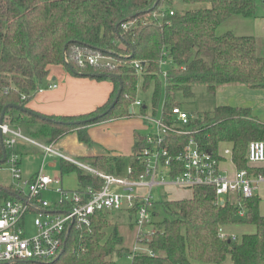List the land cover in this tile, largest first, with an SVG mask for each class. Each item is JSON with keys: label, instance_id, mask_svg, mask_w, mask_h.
Listing matches in <instances>:
<instances>
[{"label": "trees", "instance_id": "16d2710c", "mask_svg": "<svg viewBox=\"0 0 264 264\" xmlns=\"http://www.w3.org/2000/svg\"><path fill=\"white\" fill-rule=\"evenodd\" d=\"M257 7L258 0H0V118L7 108L4 121L36 142L57 144L76 133L80 142L91 147V125L135 116L130 109L137 102L140 77L144 90L153 88L154 117L164 94L160 117L169 125H175L172 110L182 107L178 97L189 100L195 86L206 87L210 94L229 85L262 89L264 56L258 54L255 38L218 33L233 16L255 17ZM88 56L122 57L119 59L124 64L82 62ZM165 62L171 68L164 76L161 67ZM59 66L76 77L112 82L109 100L78 116H43L30 110L28 102L45 86L51 69ZM110 75H118L122 84ZM120 89L119 101L104 115ZM146 114L147 107L142 103L140 115ZM189 114L188 127L204 151L221 163L225 159L222 147L231 145L237 170H246L250 176L264 173L263 167L248 163L249 144L264 141V124L252 116L250 109L220 106L201 119L199 113ZM92 118L97 119L76 124ZM169 139L174 156L183 150L189 137ZM140 146L137 141L133 166L138 164ZM3 149L0 138V158ZM5 150L6 163L11 155L28 153L22 145H5ZM86 159L103 172L120 174L125 167L124 158L119 156ZM60 171L62 175L76 173L82 189L98 190L103 185L98 178L64 161ZM13 195L11 189L0 187V200L13 199ZM240 211L245 212L244 218H239ZM108 216L97 213L89 227H73L64 249L52 261L10 264H117L125 257L131 258V264H221L228 257L234 264H264V216L257 195H231L219 204L213 187L200 186L190 198L160 200L154 212L156 233L137 239L141 250L135 251L123 246L119 228L109 224ZM238 223L253 227L255 232L236 241L219 237L220 230Z\"/></svg>", "mask_w": 264, "mask_h": 264}, {"label": "built area", "instance_id": "2783aa9c", "mask_svg": "<svg viewBox=\"0 0 264 264\" xmlns=\"http://www.w3.org/2000/svg\"><path fill=\"white\" fill-rule=\"evenodd\" d=\"M124 29L128 26L125 25ZM102 59L104 57L88 56L85 60L90 65H96ZM135 66L139 64L135 63ZM54 88H57L56 84H48L40 87L38 93ZM134 106L141 107L142 103L137 101ZM137 116L151 130L138 140L141 151L137 166L129 165L124 174L99 171L91 164L67 156L57 149L56 144L33 141L7 122L0 124L7 147L17 143L33 144L43 151L45 159L57 157L103 183L98 190L88 187L70 191L59 186L55 189L58 198L49 201L44 194L50 191L53 184L59 185V179L42 172L32 180L25 179L19 167L20 158L12 156L9 165L15 183L14 198L0 200V264L52 261L64 249L71 229L89 227L91 217L97 213L110 216L124 213L128 225L136 229L137 239L143 240L156 233L154 212L156 203L163 200L157 195L160 190L167 200L166 191L168 194L169 188L194 191L200 186H210L216 191L217 203L222 204L231 195L255 196L264 183V173L250 176L246 170H237L233 177L225 174L220 162L193 138L188 127L191 115L187 111L181 108L172 110L175 125L167 124L162 117L140 113ZM171 136L189 137L183 150L174 156L170 149ZM224 153L232 155L231 150ZM248 163L251 166L264 164V141L249 144ZM238 215L244 218L245 212L240 211ZM29 217H32L34 230L31 235L27 234ZM219 237L222 240H237V236L228 235L223 229L219 231Z\"/></svg>", "mask_w": 264, "mask_h": 264}, {"label": "crops", "instance_id": "0c3cea01", "mask_svg": "<svg viewBox=\"0 0 264 264\" xmlns=\"http://www.w3.org/2000/svg\"><path fill=\"white\" fill-rule=\"evenodd\" d=\"M228 32H232L237 36L255 38L257 44V52L261 56H264V0H258L257 14L255 17L246 18L243 16H233L229 20H227L219 28L218 31L220 35H223ZM53 83L57 85V88L47 89L41 93H37L28 102L27 107L30 110L39 113L43 116L65 117V116L84 115L104 105L109 100L111 92L113 90V83L110 81H106V80L98 81L90 78L76 77L73 76L63 66L52 68L48 76V79L46 80L44 85L53 84ZM204 89L206 96H208L211 99V104L208 103L210 106L209 111H213L215 108L220 106L248 108L251 110L252 116L256 117L261 123L264 124V88L262 89L251 88L246 85H229L218 88L215 94L208 93L206 87ZM145 106L147 107V114L153 116V114L149 113L148 106L147 105ZM181 109L189 113H192L187 109H185L183 105ZM131 110L132 108L130 109V111ZM133 113L135 114V116L133 117L142 120L137 116L140 113V108L137 113H135V111L133 110ZM130 119L131 118L107 120L104 122L91 125L88 128V133L91 131L90 130L91 128L97 125H104V127L107 128L111 127L110 129H105L110 131V133L104 134L100 138L95 137L96 139L93 136L91 137V134L94 135L93 132L91 131V134L89 133V135L94 142V144L91 147L80 142L78 135L76 133H72L66 136L65 138H63L61 141H59L56 144V147L58 150L62 151L67 156H70L72 158H74L73 156H78L80 159L82 158L83 162H88L89 164L91 163L85 158L97 157V156L122 157L124 158L125 161V167L122 170V173L120 174H124L127 167L131 165L135 145L138 139L141 138L140 133H138L135 128H133L130 125H126L123 122V120H130ZM16 145L26 146L28 148V152L32 149H36V148L39 149L33 144L17 143ZM225 150H231V145L222 147L221 155H223L225 159L220 163V168L224 171L225 174H228L230 177H233L236 174L237 169L232 161V155H226L224 153ZM39 151L42 153L44 157L43 151L41 149H39ZM3 156H4V149H3ZM12 156H16V155H11V157ZM19 158L21 164V160L23 156ZM48 159L53 160V162L50 164L52 168H55L57 166L56 165L57 162L59 163V166L62 162V160L53 156L48 157L46 159L44 158L43 166L38 173L27 177H24L22 174L23 178L32 180L40 172L43 173V169L45 166L44 162ZM91 165L93 166V164ZM257 166L264 168V164H257ZM93 167L95 168V166ZM61 176L64 175L61 174ZM54 178L59 179L60 184L59 185L53 184L50 191L44 194V198L45 196H50L54 200L58 198V194L55 192V189L59 186L63 187V185H62V180L59 177L54 176ZM14 184L15 183L13 180V185L5 188H9L13 191ZM79 189H81V186H79V188L74 190H79ZM74 190H70V191H74ZM190 192L187 190L169 188L168 194L166 191V196L169 198V200H181V199L190 198L192 195V191ZM161 193H163L162 190H160V192L157 193V195L161 196V198L164 199L165 195L163 196ZM173 194L174 196L172 197ZM187 194H189V196H187ZM256 195L260 198V213L264 216V183H262L259 186V190ZM114 215H120V216L124 215L127 219V216L124 213H115ZM223 230L226 234L237 236L238 238H240L244 234H251L255 232V229L253 227L246 224H233L228 227H225ZM194 264H203V263L195 262ZM221 264H234V262L230 257H228Z\"/></svg>", "mask_w": 264, "mask_h": 264}, {"label": "rangeland", "instance_id": "374dc122", "mask_svg": "<svg viewBox=\"0 0 264 264\" xmlns=\"http://www.w3.org/2000/svg\"><path fill=\"white\" fill-rule=\"evenodd\" d=\"M180 7H181V3H178L177 9L181 10ZM119 58H122V57H118L115 59L110 58V57H105L104 59L100 60V63L106 62L108 64H112V66L124 64V61L120 60ZM84 61H85V59L82 60V62H84ZM170 68H171V64L169 62H165V64L163 63V65L161 67V71H162L163 75ZM161 80H162V84L164 85V79L161 78ZM204 88H205L204 86H195L194 96L191 97L189 100L182 99V97H180V96L178 97V101H181V103L185 107V109L192 112L193 114L199 113L200 119L202 118L204 113H211L212 112V111H209L210 110L209 104H211V99L208 96H206ZM152 97H153V88L151 87L149 90H144L143 79L140 77L136 100L140 101L144 105H147L148 111L150 114H152V110H153ZM164 101H165V97L163 94L162 98L159 102V107L157 110L158 111L157 117H160V115L162 113ZM132 108L135 111V113H137L140 107L133 105ZM147 115H149V114H146L143 116H147ZM123 122L126 125H130L133 128H135L136 131L138 133H140L141 137H144L145 135H147V133L151 130V128L148 126L147 123L143 122L142 120H140L136 117H132L130 120H123ZM110 128L104 127V125H97V126L90 129L94 135L91 134V131L89 133L91 134V137L93 136L94 138L95 137L100 138L104 134L110 133V131L105 130V129H110ZM73 157H74V159L83 161L82 158L80 159L78 156H73ZM43 160H44V157H43L42 153L39 151V149L36 148V149L30 150L27 154H25L23 156V158L21 160V164L19 165L23 176L27 177V176L38 173L43 166ZM52 162H53V160H51V159H48L44 162V164H45L44 169H43L44 174H47V175L53 176V177L54 176L59 177L62 180V185L66 190H74V189L79 188L80 185H79L78 177H77L76 173H69V174H66L64 176H61L59 163L57 162L56 163L57 166L55 168H52L50 166V164ZM86 163H88V162H86ZM99 170H101V169H99ZM11 185H13V177H12V172L10 170V165L8 163H4L0 166V186L9 187ZM173 196H174V194L172 195V197ZM187 196H189V194H187ZM45 198L49 201H55L50 196H45ZM239 218H240V216H239ZM31 221H32V217H29L28 218V228H27V234H29V235L34 233ZM108 222L111 225L116 224L118 226L120 235L124 239L123 246L125 248L129 249L130 251H134L136 248H138V250H141V247H140V245H138L137 238H136V229H134L128 225V221L124 215H122V216H120V215L110 216L109 215L108 216ZM238 224H240V223H238ZM131 263H132V260L130 257L122 258V259L118 260V262H117V264H131Z\"/></svg>", "mask_w": 264, "mask_h": 264}, {"label": "water", "instance_id": "95a60500", "mask_svg": "<svg viewBox=\"0 0 264 264\" xmlns=\"http://www.w3.org/2000/svg\"><path fill=\"white\" fill-rule=\"evenodd\" d=\"M97 77H98V78H102V77H104V75H97ZM109 78H110V79H116V80H118V81L120 82V84H122V81H121V79H120V77H119L118 75H110ZM121 94H122V89L119 90V93H118L117 98L115 99V101H114L113 104L111 105L110 109H109L104 115H106L107 113H109V111H110L111 109L114 108V106H115V105L117 104V102L119 101V98H120ZM10 107H16V106H10ZM19 109H21V110H23V111H26V112H28V113H31V114H33V115H35V116H39V117H41L40 115L35 114V113H32L31 111H28V110L23 109V108H21V107H20ZM6 111H7V108H5L4 111H3V113H2V117L0 118V124H3V122H4V117H5V113H6ZM130 113H132V110L130 111ZM195 118H197V115L195 116ZM96 119H97V118H92V119H89V120L79 121V122H77L76 124H79V125H80V124H86V123L93 122V121H95ZM0 138H1V140H2V146H3V148H4V141H3V135H2L1 130H0ZM6 159H7V156H6L5 148H4V156H3L2 159H0V166L6 162Z\"/></svg>", "mask_w": 264, "mask_h": 264}]
</instances>
